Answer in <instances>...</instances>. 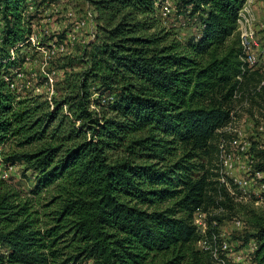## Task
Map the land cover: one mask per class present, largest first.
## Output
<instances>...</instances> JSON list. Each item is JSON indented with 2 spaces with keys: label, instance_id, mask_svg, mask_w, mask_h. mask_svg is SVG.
<instances>
[{
  "label": "trees",
  "instance_id": "trees-1",
  "mask_svg": "<svg viewBox=\"0 0 264 264\" xmlns=\"http://www.w3.org/2000/svg\"><path fill=\"white\" fill-rule=\"evenodd\" d=\"M35 1L0 0V158L33 173L28 195L0 178V264H220L215 252L231 264L217 213L234 199L218 179V145L238 103H264V74L241 75L246 0H174L195 21L184 39L155 0H83L92 37L51 102L6 80L28 60ZM10 141L20 150L6 155ZM250 153L264 170V147ZM248 223L241 244L254 240L250 260L264 264V219Z\"/></svg>",
  "mask_w": 264,
  "mask_h": 264
},
{
  "label": "rangeland",
  "instance_id": "rangeland-1",
  "mask_svg": "<svg viewBox=\"0 0 264 264\" xmlns=\"http://www.w3.org/2000/svg\"><path fill=\"white\" fill-rule=\"evenodd\" d=\"M33 4V11L36 16L32 21V32L36 37L35 44H32L28 51V60L20 69L21 78L18 80V92L22 96L41 95L43 99H58L66 95L65 79L71 72L78 71L80 65L76 59L80 50L91 38L94 26L87 20L88 12L92 8L83 0H36ZM35 1V2H36ZM172 11L162 15L164 24L173 29L181 39L195 33V21L179 16L174 8V0H169ZM160 15V14H159ZM80 20L85 24L77 26ZM64 43V50H59V44ZM264 40H262V45ZM56 47L54 54H48V48ZM70 63V64H69ZM230 136L240 133V140L248 141L251 144L250 151L255 152L256 148L264 147V103L257 105L242 101L236 105L233 121L226 130ZM236 131V132H235ZM37 144L25 147L34 149ZM253 147V148H252ZM13 141L2 146V153L8 155L13 151H19ZM0 178L6 185L28 195L33 181V173L26 169L25 163L0 165ZM232 209H225L217 213L218 232L220 240L230 245L232 250L229 261L235 264H252L250 260L251 250L247 244H241L246 235H251L254 230L248 223L254 214H260L264 219V200L256 203L254 197L246 200L235 199ZM237 217L244 222V226L234 225L233 219ZM248 224H247V223ZM196 248H201L197 243Z\"/></svg>",
  "mask_w": 264,
  "mask_h": 264
},
{
  "label": "built area",
  "instance_id": "built-area-1",
  "mask_svg": "<svg viewBox=\"0 0 264 264\" xmlns=\"http://www.w3.org/2000/svg\"><path fill=\"white\" fill-rule=\"evenodd\" d=\"M155 6L158 7L161 17L162 15H167L173 9L169 0H155ZM33 10V4H31L28 7V12H33ZM87 20H90L94 26L93 11L88 12ZM84 24L85 20H80L77 26ZM236 34L240 48L239 60L241 75L252 71H259L264 74V44L262 45V40H264V0L261 1V6L257 9L252 8L250 0L244 2L238 13ZM29 40L31 44H35L36 37L33 32ZM58 46L59 50H64L63 42ZM46 52L48 54H54L56 52V47L53 46L52 48H48ZM19 78H21L19 72L12 78H6V80L9 81L11 89L18 91ZM260 87H264V76L258 85V89ZM48 100L51 102L50 98H48ZM250 146L251 144L248 141L240 140L239 132H236V135L230 136L227 140L221 139L218 145L219 151L216 165L218 167L219 181L224 184L228 193L234 200H246L250 197H254L256 203H258L264 200V182L260 181L264 178V170H258L254 167L257 159L250 153ZM2 163L0 158V165ZM205 218L206 214L200 210L195 212L193 218L194 224L202 233L206 228ZM233 223L239 227L244 226V222L237 217L233 219ZM198 244L201 248L206 247L205 240L199 241ZM219 246L220 252L223 253L225 258H227V260L230 259L231 253L229 252L232 250L230 245L227 244L226 241L220 240ZM255 247L256 245L252 246L251 253ZM214 256L220 264L225 263L224 258L218 257L219 255L217 252L214 253ZM232 262L237 264L236 262L238 261L233 257Z\"/></svg>",
  "mask_w": 264,
  "mask_h": 264
},
{
  "label": "crops",
  "instance_id": "crops-1",
  "mask_svg": "<svg viewBox=\"0 0 264 264\" xmlns=\"http://www.w3.org/2000/svg\"><path fill=\"white\" fill-rule=\"evenodd\" d=\"M261 1L262 0H250L252 8H259L261 6ZM253 245H256L254 240H251L250 243L248 244V246H250V250L252 248Z\"/></svg>",
  "mask_w": 264,
  "mask_h": 264
}]
</instances>
